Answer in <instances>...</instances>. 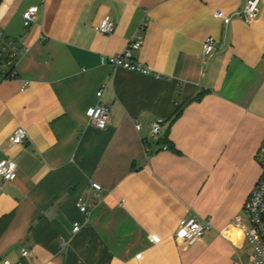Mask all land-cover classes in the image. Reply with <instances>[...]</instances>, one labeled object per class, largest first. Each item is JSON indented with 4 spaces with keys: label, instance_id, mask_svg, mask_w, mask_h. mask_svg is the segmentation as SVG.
Returning a JSON list of instances; mask_svg holds the SVG:
<instances>
[{
    "label": "crops",
    "instance_id": "1",
    "mask_svg": "<svg viewBox=\"0 0 264 264\" xmlns=\"http://www.w3.org/2000/svg\"><path fill=\"white\" fill-rule=\"evenodd\" d=\"M245 2L1 0L0 35L27 49L17 71L28 86L0 83V160L16 165L14 181L0 178V261L250 264L232 222L260 176L264 0L250 24L235 15ZM32 7L38 11L26 23ZM106 16L114 31L100 35L95 27ZM145 18L133 59L152 74L100 65ZM208 37L216 49L203 58ZM98 104L109 107L103 130L86 117ZM18 128L27 138L9 146ZM78 199L90 205L87 215ZM188 218L209 223L192 244L175 238Z\"/></svg>",
    "mask_w": 264,
    "mask_h": 264
},
{
    "label": "built area",
    "instance_id": "2",
    "mask_svg": "<svg viewBox=\"0 0 264 264\" xmlns=\"http://www.w3.org/2000/svg\"><path fill=\"white\" fill-rule=\"evenodd\" d=\"M260 0H246L242 9L237 11L235 15L241 19L245 24L252 23L259 12ZM37 7L28 9L23 14V20L30 23L34 20ZM216 18H220L227 23L226 19L220 11L214 13ZM148 19L145 18L139 25V33L128 41L126 46L120 52L110 55L101 56L100 65L108 66L113 69L122 68L134 73L143 75L152 74L151 71L144 65L138 63L133 59V52L138 51L143 43L142 32L147 26ZM114 22L109 16L103 18L95 31L100 35H109L114 31ZM216 49L215 41L208 37L202 43V57H209ZM27 52V49H20L18 45L12 40L6 39L0 35V83L20 81V91L23 92L27 86V81H21L18 76L17 65L21 56ZM97 98L102 96V89L96 93ZM109 107L103 104H98L95 107L89 108L86 112L88 124L94 126L98 130H103L108 124ZM163 125L162 119H157L150 124L149 134L152 138L156 139L161 134ZM139 130V125L135 126ZM27 136L23 129L18 128L8 139L9 146L22 145ZM157 147L163 151L167 150L166 145H159ZM255 160L260 168V176L255 183L253 189L248 195L241 214L234 219L232 226L240 230L243 241L250 250V264H264V139L261 142ZM0 178L3 181H14L16 179V165L12 160H0ZM89 187L96 193L102 190V187L90 181ZM78 211L83 214H88L90 205L78 199L76 202ZM209 228L208 222H201L197 218L186 219L177 229L175 238L187 244H192L200 239L205 230ZM80 229L79 223L73 225L72 232L76 233ZM152 243L157 240L151 237ZM28 253L25 249L21 250V255L26 256ZM0 264H11L8 259L0 261Z\"/></svg>",
    "mask_w": 264,
    "mask_h": 264
},
{
    "label": "trees",
    "instance_id": "3",
    "mask_svg": "<svg viewBox=\"0 0 264 264\" xmlns=\"http://www.w3.org/2000/svg\"><path fill=\"white\" fill-rule=\"evenodd\" d=\"M0 2H1V0H0ZM160 145V144H159ZM167 146V145H166ZM168 148V147H167Z\"/></svg>",
    "mask_w": 264,
    "mask_h": 264
}]
</instances>
